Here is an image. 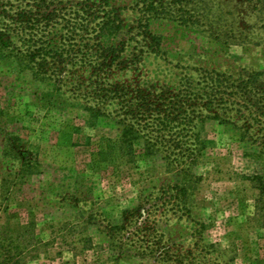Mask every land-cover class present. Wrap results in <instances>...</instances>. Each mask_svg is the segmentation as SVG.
I'll list each match as a JSON object with an SVG mask.
<instances>
[{
  "label": "rangeland",
  "instance_id": "1",
  "mask_svg": "<svg viewBox=\"0 0 264 264\" xmlns=\"http://www.w3.org/2000/svg\"><path fill=\"white\" fill-rule=\"evenodd\" d=\"M149 2L0 0V264H264V109L210 91L264 75V0H192L220 40Z\"/></svg>",
  "mask_w": 264,
  "mask_h": 264
},
{
  "label": "trees",
  "instance_id": "2",
  "mask_svg": "<svg viewBox=\"0 0 264 264\" xmlns=\"http://www.w3.org/2000/svg\"><path fill=\"white\" fill-rule=\"evenodd\" d=\"M150 2L147 4V10H150L153 14L157 15H162V16H170L172 17L173 20H178V22L182 23H188L189 25H195L196 28H200L202 32H205L208 37H210L213 40H220L222 36L219 34V32L216 30V26L214 25L217 22H220L225 16V14L231 15L232 16V22L237 23L238 19L236 18L237 11L234 10L232 11L231 9L225 12L224 10H219L217 18L209 21V22H204V19H209L212 16V13L210 10H205V9H198L196 5L191 6L192 0H149ZM41 6L43 4L48 5L47 3L44 2H39ZM216 4V3H215ZM237 8V6H236ZM223 9V8H222ZM40 14H35L31 24H29V34L37 32L35 30H41L42 33H45L49 30L50 27H54L57 23H59V18L61 17L60 11L57 10V8H51L49 10H41L38 11ZM116 18H118L116 15L111 16L108 18V20L102 24H97L98 28L91 29V35L94 37V43L93 47L99 46L98 40H101L103 38H115L117 36V31L122 28V24L120 21L116 22ZM118 20V19H117ZM68 23V24H67ZM66 25H71L73 26L74 24L71 22H67ZM205 24L208 25V27L205 26ZM76 26H73L74 29H78V33H86V30L83 28V22L81 20H77ZM204 27V29H203ZM210 27V28H209ZM230 29V28H229ZM31 31V32H30ZM81 35V33H80ZM150 36L156 38L153 36V34H150ZM83 37V36H81ZM225 37H234V34H230L229 36ZM102 41V40H101ZM117 46H109L106 51L112 52L114 48ZM96 51V50H95ZM116 53V52H115ZM214 74L210 77L215 78V84L210 87V91L213 95V97H217V93H220L223 95L222 96H229L226 98H221L222 103H231L235 102V99H233V96H239L244 101H246L245 105L249 104V98H251L250 101L253 102V104L260 109H264V76L262 72H257V73H250L246 79H244L242 82L236 84V81L238 79H234L230 81L229 77L222 76L221 74H218L216 72H213ZM208 87V86H207ZM246 97V99H245ZM233 99V100H232ZM208 102L211 103V98L208 99ZM237 104V103H236ZM170 106H167L164 108V110L160 109L157 111L159 114H163L160 120L162 123H164L166 120V124L164 123L163 128H166L170 123L171 120L173 119L172 113L175 111L174 104ZM157 109V108H155ZM137 128L135 127L134 124L130 125H124L122 126V131L120 138L122 139V142H125V138H130V136L137 131ZM154 127H150L149 131H153ZM147 143V142H145ZM179 143H176V148H180V151L183 149L182 146H178ZM182 160V156L180 158H175V161ZM262 175L257 176L256 178L259 180V183H261L260 186V200L264 202V172L261 173ZM177 187V186H176ZM180 188V191L186 190L184 186L178 187ZM185 207H180V211L184 209ZM0 246H1V241H0ZM5 247V246H4ZM3 249V248H2ZM4 253L3 260L1 264H20L21 260L19 256H11L12 251L9 253ZM1 256V254H0Z\"/></svg>",
  "mask_w": 264,
  "mask_h": 264
}]
</instances>
